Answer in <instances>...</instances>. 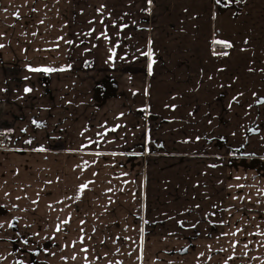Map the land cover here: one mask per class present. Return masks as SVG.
Instances as JSON below:
<instances>
[{"label":"crops","instance_id":"obj_1","mask_svg":"<svg viewBox=\"0 0 264 264\" xmlns=\"http://www.w3.org/2000/svg\"><path fill=\"white\" fill-rule=\"evenodd\" d=\"M0 44V264H264V0H0Z\"/></svg>","mask_w":264,"mask_h":264},{"label":"snow or ice","instance_id":"obj_2","mask_svg":"<svg viewBox=\"0 0 264 264\" xmlns=\"http://www.w3.org/2000/svg\"><path fill=\"white\" fill-rule=\"evenodd\" d=\"M150 2H151V0H149V3H150ZM216 2L219 4V3H220V0H216ZM16 15H17V17L19 16L18 13H17ZM41 23H43V21H41ZM106 38H107V37H106ZM68 43H71V41H69ZM217 43H225L226 47H231V44H229V43H227V42L217 41ZM3 47H4V45L0 44V48H3ZM225 54H226V53H225ZM113 55H114V53H113ZM146 55H151V53H146ZM153 62H154V61H153ZM29 70H30V71H33V72H46V73H50V72H54V71H58V70H59V71H63V70H65V69H55V68H51V67H46V68H30ZM149 72L151 73V64H149ZM25 91H26V92H29V91H31V89L26 88ZM26 143H31V141H26ZM39 151H44V149L41 148V149H39ZM87 187H88L87 184H83V185H81L80 190L83 191V190L86 189ZM34 203H35V201H34ZM68 222H69L68 220H64L62 223H63V224H67ZM81 223H83V221H82ZM0 227H3V225H0ZM193 227H195V225H193ZM257 227H259V226H257ZM56 230H57V231H60V230H61V229H60V225H57ZM240 231H241V229H237L236 232H233V233H231V234H232V235H237V233L240 232ZM253 234H254V235H261V236H264V231L257 232V233H253ZM222 235L226 236V235H228V233H222ZM250 235H251V234H250ZM236 243H238V242H234V243H233V248L236 247ZM244 247L247 248V247H248V244H245ZM82 251L87 252V249H86V248H85V249H82ZM201 255H203V254H201ZM73 259H75V257H73ZM228 259L231 260V259H233V257L230 256V257H228ZM225 264H227V261H225Z\"/></svg>","mask_w":264,"mask_h":264},{"label":"rangeland","instance_id":"obj_3","mask_svg":"<svg viewBox=\"0 0 264 264\" xmlns=\"http://www.w3.org/2000/svg\"><path fill=\"white\" fill-rule=\"evenodd\" d=\"M10 128L11 126L8 124H3V122H0V151L4 152V151H8L9 149H11V146H9L8 144V140H9V135L11 134L10 132ZM23 147H28V144H25V146ZM252 166V165H250ZM258 183H261L258 181ZM243 187L244 188H254L253 184L250 183H243ZM261 187H264L263 185ZM241 195L244 197V192L241 193ZM232 197H228L227 196V192H226V201H232L231 200ZM248 199V196L246 195V197H244V200ZM257 218L261 219V215H257ZM255 219V218H253ZM28 249H30V247H28ZM38 254V253H37Z\"/></svg>","mask_w":264,"mask_h":264},{"label":"built area","instance_id":"obj_4","mask_svg":"<svg viewBox=\"0 0 264 264\" xmlns=\"http://www.w3.org/2000/svg\"><path fill=\"white\" fill-rule=\"evenodd\" d=\"M219 53H220L221 55H227L228 50H227L226 48H220V49H219ZM225 53H226V54H225Z\"/></svg>","mask_w":264,"mask_h":264}]
</instances>
